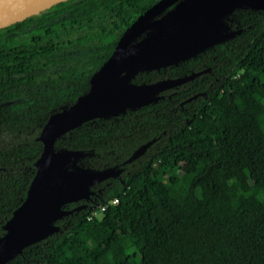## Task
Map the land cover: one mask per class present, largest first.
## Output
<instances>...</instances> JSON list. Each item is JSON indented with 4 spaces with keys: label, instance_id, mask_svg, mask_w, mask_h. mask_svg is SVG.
<instances>
[{
    "label": "trees",
    "instance_id": "obj_1",
    "mask_svg": "<svg viewBox=\"0 0 264 264\" xmlns=\"http://www.w3.org/2000/svg\"><path fill=\"white\" fill-rule=\"evenodd\" d=\"M156 2L66 0L0 29V239L28 196L43 126L89 91ZM221 23L230 38L165 67L146 55L121 74L144 87L205 72L55 140L75 153L65 169L92 180L88 198L62 205L57 231L6 264H264V11L236 8Z\"/></svg>",
    "mask_w": 264,
    "mask_h": 264
},
{
    "label": "water",
    "instance_id": "obj_2",
    "mask_svg": "<svg viewBox=\"0 0 264 264\" xmlns=\"http://www.w3.org/2000/svg\"><path fill=\"white\" fill-rule=\"evenodd\" d=\"M63 1L66 0H0V29ZM174 4L172 10L153 20ZM240 7L264 11V0H158L125 29L110 57L91 76L89 91L69 108L50 116L43 126L39 134L42 153L36 162L37 171L27 198L15 211L5 227L6 234L0 239V264H6L24 248L56 232L57 227L52 223L65 215L59 210L62 205L88 198L87 189L92 180L84 173L65 169L64 163L75 153L55 152V140L87 121L114 117L127 109L141 107L145 104L143 99L205 72L144 87H136L127 75L121 74L130 63L146 55L155 62V68L165 67L230 38L221 18ZM150 28L152 33L131 48L132 40ZM143 150L136 152L132 159L139 157ZM82 208L79 206L76 210Z\"/></svg>",
    "mask_w": 264,
    "mask_h": 264
},
{
    "label": "flooded vegetation",
    "instance_id": "obj_3",
    "mask_svg": "<svg viewBox=\"0 0 264 264\" xmlns=\"http://www.w3.org/2000/svg\"><path fill=\"white\" fill-rule=\"evenodd\" d=\"M174 5H175V4H174ZM172 6H173V5H172ZM172 6H171V7H172Z\"/></svg>",
    "mask_w": 264,
    "mask_h": 264
},
{
    "label": "built area",
    "instance_id": "obj_4",
    "mask_svg": "<svg viewBox=\"0 0 264 264\" xmlns=\"http://www.w3.org/2000/svg\"><path fill=\"white\" fill-rule=\"evenodd\" d=\"M113 203H114V202H113ZM113 203H112V204H113Z\"/></svg>",
    "mask_w": 264,
    "mask_h": 264
}]
</instances>
